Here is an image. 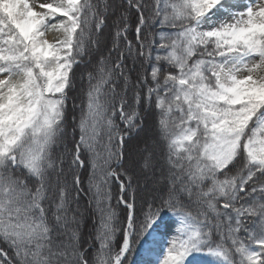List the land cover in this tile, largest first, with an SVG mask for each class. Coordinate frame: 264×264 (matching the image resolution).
<instances>
[{"label": "snow or ice", "instance_id": "obj_1", "mask_svg": "<svg viewBox=\"0 0 264 264\" xmlns=\"http://www.w3.org/2000/svg\"><path fill=\"white\" fill-rule=\"evenodd\" d=\"M149 241L264 264V0H0V264H137Z\"/></svg>", "mask_w": 264, "mask_h": 264}, {"label": "trees", "instance_id": "obj_2", "mask_svg": "<svg viewBox=\"0 0 264 264\" xmlns=\"http://www.w3.org/2000/svg\"><path fill=\"white\" fill-rule=\"evenodd\" d=\"M132 22L134 24L135 22V15L133 14L132 16ZM109 24L111 25V17L109 18ZM112 29L111 27L107 30H104L103 36L101 37V44L99 45V52L94 53L90 57H86L87 59H92L95 61L96 56H98L100 53L106 52L107 47L111 45V33ZM129 39H132L131 33H129ZM74 71L76 73V80L73 84V91L69 92V98L67 101V107H68V117H69V123H68V140L66 143L68 144L69 147H71V124H72V115H73V104H79L80 101L78 97L82 94L83 88L87 87V73L92 71L91 66H86L84 64L80 65L79 67L74 68ZM83 78V79H82ZM78 111V109L76 110ZM147 125L149 128L152 127L153 125V117L149 116L146 121ZM112 192L113 195L115 196L117 192V186L116 182L113 181L112 183ZM113 205L115 206V199H113ZM80 211L82 212L83 216L81 218V225H80V233H81V239L82 240H90L91 236L90 234H93L94 229H93V222L92 220L89 219V208L91 205L89 204L87 199H81L80 201ZM117 211H121L120 208H117ZM119 233H117L116 240L114 243L118 244L119 243ZM146 245L147 243L143 244V247L138 249L139 255L133 256V259L137 261V264H142L143 263V258L147 256V250H146Z\"/></svg>", "mask_w": 264, "mask_h": 264}, {"label": "rangeland", "instance_id": "obj_3", "mask_svg": "<svg viewBox=\"0 0 264 264\" xmlns=\"http://www.w3.org/2000/svg\"><path fill=\"white\" fill-rule=\"evenodd\" d=\"M46 36L49 39V41H52L54 38H59L60 34L56 31H49L48 33H46ZM258 59L259 58L257 57V60ZM155 239L163 242L165 241L166 238L162 236H157ZM161 246L162 245H157L149 241L146 245L147 256L144 257L142 264H146V262H150V264H159V261H160L159 252H160ZM150 249H154V251H149Z\"/></svg>", "mask_w": 264, "mask_h": 264}]
</instances>
